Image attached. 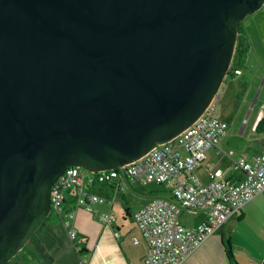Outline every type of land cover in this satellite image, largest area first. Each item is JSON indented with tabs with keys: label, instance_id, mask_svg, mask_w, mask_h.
Wrapping results in <instances>:
<instances>
[{
	"label": "water",
	"instance_id": "obj_1",
	"mask_svg": "<svg viewBox=\"0 0 264 264\" xmlns=\"http://www.w3.org/2000/svg\"><path fill=\"white\" fill-rule=\"evenodd\" d=\"M264 0H0V264L53 213L65 170L122 167L219 95Z\"/></svg>",
	"mask_w": 264,
	"mask_h": 264
},
{
	"label": "built area",
	"instance_id": "obj_2",
	"mask_svg": "<svg viewBox=\"0 0 264 264\" xmlns=\"http://www.w3.org/2000/svg\"><path fill=\"white\" fill-rule=\"evenodd\" d=\"M235 72L236 76L242 74L240 69ZM222 98L220 89L202 116L181 134L122 167L102 171H91L81 165L68 167L52 186L53 212L62 213L71 198L74 208L88 210L98 202H113L94 188L108 183L117 190L124 189L121 179L125 177L143 186L169 184L175 201L156 197L137 211L134 218L147 242L144 264H182L207 238L240 213L246 203L264 192V152L253 160L247 156L235 160L237 168L244 172L239 182L213 179L206 183L198 174L206 152L219 147L229 131V122L217 115V104ZM182 208L203 209L206 219L197 227H187L179 221ZM69 216L73 218L74 213ZM115 220L111 211L100 215L106 227ZM69 234L73 241L79 239L78 229L72 227ZM133 240L138 242L139 237L134 236ZM75 244L79 251L83 250L86 240Z\"/></svg>",
	"mask_w": 264,
	"mask_h": 264
},
{
	"label": "crops",
	"instance_id": "obj_3",
	"mask_svg": "<svg viewBox=\"0 0 264 264\" xmlns=\"http://www.w3.org/2000/svg\"><path fill=\"white\" fill-rule=\"evenodd\" d=\"M240 76H243V72ZM231 97V94L226 95L227 99L223 100L225 113L222 118L229 119V128L232 121L229 108L232 105L235 107ZM263 117L264 115L260 114L254 124L260 136L251 140L248 145L244 144L237 149L231 146L233 133L229 130L219 147L206 152L198 169V174L204 182L209 183L213 179L239 182L243 179L244 172L237 168L235 160L240 156L253 160L264 152V131L259 129ZM121 181L125 188L120 190L111 184L98 185L99 191L112 198L113 202L105 200L95 203L92 210L85 207L74 208V202L69 199L67 208L62 213L54 211L49 216L26 245V253H23L15 264H144L148 247L134 214L154 198H142L143 205L134 206L131 195L138 193V186L135 185L138 181L127 177ZM168 188L165 187V190ZM143 192L141 190L138 194L142 195ZM168 193L170 196L157 197L175 201L171 190ZM183 209L192 211H186L190 213L187 214L186 221L181 223L179 219L180 223L187 227H197L206 219L203 209L182 208V211ZM108 211L113 212L116 217L110 227L104 226L100 221V215ZM70 212L74 213L73 218L69 216ZM72 227L80 232L77 241L70 237L69 231ZM134 236L139 237L138 242L133 240ZM229 239L248 250L252 257L262 261L256 263L246 254L237 253L236 260L239 264L246 261V264H264V192L246 203L240 213L231 217L220 231L207 238L182 264H233L225 252V244ZM84 240L85 249L79 251L75 243ZM241 258L246 261H241Z\"/></svg>",
	"mask_w": 264,
	"mask_h": 264
},
{
	"label": "rangeland",
	"instance_id": "obj_4",
	"mask_svg": "<svg viewBox=\"0 0 264 264\" xmlns=\"http://www.w3.org/2000/svg\"><path fill=\"white\" fill-rule=\"evenodd\" d=\"M242 27L245 30L249 39V49L245 58V66L242 69L243 77L249 82V89L247 90L243 100L237 106H231L229 113H231L232 121L229 130L233 133L231 138V146L237 149L244 144L248 145L251 140L260 136L254 126L258 116L264 115V6L255 13L249 14L243 21ZM223 99L217 104V115L222 117L225 113L224 98H226V81L221 86ZM227 99V98H226ZM243 130V131H242ZM216 148V147H215ZM139 191L143 190L144 194L136 193L131 195L132 204L143 205L142 198H155L157 196H170L165 187H170L169 184L165 186L152 183L149 186H142L139 182H135ZM160 190L159 194L154 191ZM188 209H183L180 212V221H186ZM26 247V246H25ZM22 249L17 256H15L8 264H15L23 253H26L28 246ZM241 261H246L241 258ZM247 262V261H246ZM243 262V264H246ZM26 263V261H25ZM31 264V263H30Z\"/></svg>",
	"mask_w": 264,
	"mask_h": 264
},
{
	"label": "trees",
	"instance_id": "obj_5",
	"mask_svg": "<svg viewBox=\"0 0 264 264\" xmlns=\"http://www.w3.org/2000/svg\"><path fill=\"white\" fill-rule=\"evenodd\" d=\"M249 39L245 32V30L241 26L239 27V38L238 43L236 47L235 57L232 63V66L227 74V77L225 79L226 81V93L225 94H231V98L233 99V104L237 106L244 98L245 93L248 89L249 82L244 78L243 76H236L235 71L236 69L242 70L245 66V58L247 55V51L249 49ZM229 122V119H226ZM259 129L264 131V117L261 119L259 123ZM101 185H109L108 183L101 184ZM162 186H165L166 184H159ZM98 185L95 186V190L99 191V188H97ZM165 191H170V188H168ZM100 192V191H99ZM155 192H160V190H156ZM71 201L74 202V198H71ZM225 252L226 256L229 260L233 262V264H239L236 260L237 253H244L246 256H248L249 259H251L253 262L259 263L262 262L256 257H252L250 252L243 248L240 245L234 244L230 239L227 240L225 244ZM85 249V248H84Z\"/></svg>",
	"mask_w": 264,
	"mask_h": 264
}]
</instances>
